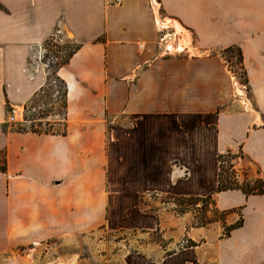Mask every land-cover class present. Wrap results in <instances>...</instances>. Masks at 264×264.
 Segmentation results:
<instances>
[{
  "label": "crops",
  "instance_id": "1",
  "mask_svg": "<svg viewBox=\"0 0 264 264\" xmlns=\"http://www.w3.org/2000/svg\"><path fill=\"white\" fill-rule=\"evenodd\" d=\"M0 2V264H62L41 262L45 245L103 228L194 243L155 264H264V194L217 191L227 149L264 178V0ZM57 33L80 45L57 70L65 132L9 123L11 107L45 86L43 44ZM231 46L243 82L223 56ZM151 194H213L233 212L187 225V215L146 209ZM237 209L242 224L224 235Z\"/></svg>",
  "mask_w": 264,
  "mask_h": 264
},
{
  "label": "rangeland",
  "instance_id": "2",
  "mask_svg": "<svg viewBox=\"0 0 264 264\" xmlns=\"http://www.w3.org/2000/svg\"><path fill=\"white\" fill-rule=\"evenodd\" d=\"M187 45L190 46L188 31ZM74 46L75 42L62 33H57L53 40L46 44V47L43 45L42 60L47 65L48 75H52L55 62L61 61ZM188 48L187 55L199 54V51L191 47ZM225 55L230 60L229 69L235 71L237 77L243 82L244 74L238 62V51L234 49ZM63 90V84L59 80H53L44 91L40 101L27 106V108H22L24 120L18 126L41 131L62 130ZM230 161L234 164L240 179H242L246 169L253 177L260 174L257 166L247 156L245 159ZM225 165L228 166L229 162ZM144 207L146 209L165 208L171 216L175 215L176 217L187 215V225L192 226L206 225V220L209 219L227 223V219L230 220V215L233 212V210H219L215 206V198L204 201H187L164 194L149 195L144 202ZM235 211L239 214V218L233 224L242 219L241 211L238 209ZM228 225L225 224V226ZM165 232V230L161 231L160 229L150 232L98 229L84 237L53 241L45 245L41 262L55 263L57 260L62 264H128L129 257L143 256L148 264L151 262L155 264L161 262L163 257L191 245L187 235L173 241L174 238H169Z\"/></svg>",
  "mask_w": 264,
  "mask_h": 264
},
{
  "label": "trees",
  "instance_id": "3",
  "mask_svg": "<svg viewBox=\"0 0 264 264\" xmlns=\"http://www.w3.org/2000/svg\"><path fill=\"white\" fill-rule=\"evenodd\" d=\"M0 8H3V5L0 2ZM54 37V36H53ZM53 37L47 39L44 42V47H46V44L49 43V41L53 40ZM80 48V45L75 43V46L73 48L70 49V51L66 54V56L64 58H62L61 61H57L55 62V65L53 66L52 69V75H48L47 76V82L45 84V86H43L41 89H39L34 95L33 97L25 104L24 107L27 108V106L29 105H33L35 103H37L38 101L41 100L44 91L46 90V88L51 84V82L54 80H59L63 86H64V90H63V118H62V125L65 123V119H66V92H67V88H66V84L65 82L60 79V77L57 75V70L58 68L63 65L66 64L67 62H69L71 56ZM236 49L238 51V62L241 65V69L243 71V74L245 75V70L243 68L242 65V52L238 47H228L226 49L223 50V56L226 60L227 63L230 62L229 58L225 55V53H229L230 51ZM51 66V65H50ZM235 72V71H234ZM32 131L34 132H42L41 130H37L35 128H31ZM44 132H56V133H64L65 132V127H63L62 130H54V131H48L45 130ZM245 154L242 150H239L238 152H233L231 149H227L225 152H222L218 155V160H219V182H218V189L217 191H223V190H233V189H239L241 190L243 193H245L247 196L252 195V194H264V178L261 176V172L259 170V175L253 177L251 174L248 173V169L245 170V172H243V177L242 179L239 178V175H237V171H235V167L234 164L232 163V161L230 160H234V159H245ZM229 162V165L226 166L225 164ZM2 169H4V167H2ZM213 194L207 195L205 197H194V196H175L177 199L179 200H187V201H191V200H207V199H212L213 198ZM206 224L214 222L216 220H206ZM242 219L232 225H228L225 226V231H224V235H229L230 231L235 228L238 227L242 224ZM205 225V224H202ZM191 245H194V243L192 242Z\"/></svg>",
  "mask_w": 264,
  "mask_h": 264
},
{
  "label": "built area",
  "instance_id": "4",
  "mask_svg": "<svg viewBox=\"0 0 264 264\" xmlns=\"http://www.w3.org/2000/svg\"><path fill=\"white\" fill-rule=\"evenodd\" d=\"M116 2H119L120 0H115ZM174 34V31L170 28H164L161 30V36H160V43L163 48H165L166 51H169L166 49L167 42L169 41L170 37H172ZM24 118V111L22 108L13 106L11 107L9 111V117L8 122L11 124H15L19 119Z\"/></svg>",
  "mask_w": 264,
  "mask_h": 264
}]
</instances>
